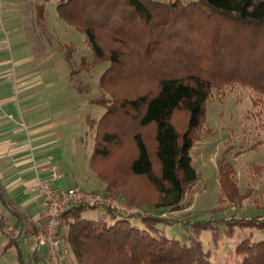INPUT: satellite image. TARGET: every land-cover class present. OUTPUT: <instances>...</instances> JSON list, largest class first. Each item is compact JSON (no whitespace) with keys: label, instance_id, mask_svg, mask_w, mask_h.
<instances>
[{"label":"trees","instance_id":"obj_1","mask_svg":"<svg viewBox=\"0 0 264 264\" xmlns=\"http://www.w3.org/2000/svg\"><path fill=\"white\" fill-rule=\"evenodd\" d=\"M56 9L92 53L74 68L67 49L69 76L108 63L102 94L89 100L105 106L100 118L87 119L94 130L89 166L105 192L151 212L104 208L85 219L89 207H71L60 219L59 238L77 264H214L198 239L209 223L193 224L188 241L162 236L157 225L174 221L163 215L181 210L200 179L189 151L210 133L204 126L213 90L223 94L240 84L264 95V0H60ZM216 167L220 202L241 205L248 194L240 192L232 165L223 158ZM256 171L264 174V165ZM233 218L227 234L234 224L264 228V215ZM36 231L32 224L25 237ZM234 253L240 264H264V241L243 239Z\"/></svg>","mask_w":264,"mask_h":264},{"label":"rangeland","instance_id":"obj_2","mask_svg":"<svg viewBox=\"0 0 264 264\" xmlns=\"http://www.w3.org/2000/svg\"><path fill=\"white\" fill-rule=\"evenodd\" d=\"M179 1L186 3L191 0ZM59 2L60 0H24L23 16L25 15L26 21L25 24L19 23L22 26L14 34L25 36L32 42L31 53L37 57L38 72L44 78V84L52 81L54 86L50 94L53 112L57 119L63 121L60 126L63 143L58 152L54 153L60 166V188L68 185L83 191L113 195L104 191V182L95 176L89 166V158L94 149V130L87 125L88 118L96 120L105 112L104 105L91 104L89 100L102 94L98 84L108 63L103 62L90 71L69 76L70 68L65 51L71 50L74 68L80 66L82 57L90 60L92 53L84 42V35L59 17L56 9ZM38 4L43 8L39 15L36 8ZM1 34L7 37L2 30ZM19 47L21 51L24 48L23 44L17 46ZM224 90L223 94L217 92V89L213 90L206 104L204 126L210 133L193 144L189 151L191 164L199 173L200 179L185 195L182 209L164 215L175 218L174 221L160 223L157 227L166 238L188 241L193 236V224L209 223L207 228L200 229L198 239L203 250L209 253L211 262L240 264L241 257L236 256L234 250L241 240L264 241V228L239 227L234 224L232 234L226 233L227 221L233 217L248 219L264 215V174L256 171L257 167L264 165V95L240 84ZM223 158L232 165L240 192L248 194L241 205L233 206L219 200L216 163ZM155 169H159L156 164ZM114 197L125 203L122 196ZM104 212V208H88L82 216L85 219H96ZM3 223L2 219L0 264H43L35 259L28 260L26 255H23L21 263L16 255L13 256L4 247L6 230ZM131 223L141 226L138 218H131ZM63 242L70 259L74 261L73 253L64 238ZM28 251L31 253L30 249Z\"/></svg>","mask_w":264,"mask_h":264},{"label":"crops","instance_id":"obj_3","mask_svg":"<svg viewBox=\"0 0 264 264\" xmlns=\"http://www.w3.org/2000/svg\"><path fill=\"white\" fill-rule=\"evenodd\" d=\"M23 4L24 0H0V221L4 220L6 230L4 247L13 256L21 263L26 255L28 260L48 264L33 243H24L23 239L31 225H37L40 204L35 188L37 173L46 176V170L41 168L47 158L57 164L60 172L54 153L63 143L60 129L63 121L53 112L50 94L54 86L52 81L44 84L37 57L31 53L32 42L14 34L22 26L19 23L26 21ZM21 44L22 51L17 48ZM59 180L56 184L60 187ZM69 187L73 186L62 189ZM11 234L15 235L12 242ZM60 247L66 248L62 238ZM65 264L77 263L67 253Z\"/></svg>","mask_w":264,"mask_h":264},{"label":"built area","instance_id":"obj_4","mask_svg":"<svg viewBox=\"0 0 264 264\" xmlns=\"http://www.w3.org/2000/svg\"><path fill=\"white\" fill-rule=\"evenodd\" d=\"M8 117L12 118V115ZM41 169L46 170L47 174L41 177L37 173L35 179V188L40 197L37 231L23 240L24 243L32 242L36 252L43 254L48 264H65L67 250L60 247L58 232L61 217L71 207L109 208L124 215H150L141 209L128 207L123 201L107 193L88 192L75 187L60 188L56 184L61 176L59 168L51 158L46 159Z\"/></svg>","mask_w":264,"mask_h":264}]
</instances>
